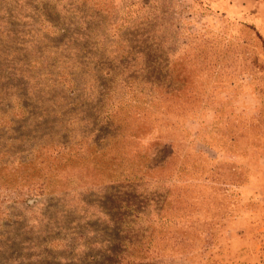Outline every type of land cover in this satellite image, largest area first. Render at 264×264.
Segmentation results:
<instances>
[{
    "label": "rangeland",
    "instance_id": "1",
    "mask_svg": "<svg viewBox=\"0 0 264 264\" xmlns=\"http://www.w3.org/2000/svg\"><path fill=\"white\" fill-rule=\"evenodd\" d=\"M0 264H264V0H0Z\"/></svg>",
    "mask_w": 264,
    "mask_h": 264
}]
</instances>
